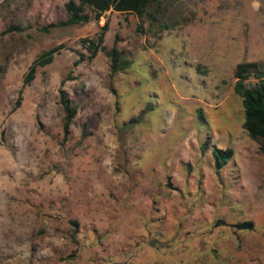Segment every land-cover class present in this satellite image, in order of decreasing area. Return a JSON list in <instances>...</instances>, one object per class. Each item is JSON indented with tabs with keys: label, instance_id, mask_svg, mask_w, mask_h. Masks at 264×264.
Returning a JSON list of instances; mask_svg holds the SVG:
<instances>
[{
	"label": "rangeland",
	"instance_id": "1",
	"mask_svg": "<svg viewBox=\"0 0 264 264\" xmlns=\"http://www.w3.org/2000/svg\"><path fill=\"white\" fill-rule=\"evenodd\" d=\"M68 2L0 0V264H264V156L234 90L239 64L264 66V0L62 26ZM106 23L132 63L116 75L83 43ZM61 89L78 107L68 139ZM214 148L234 150L219 175Z\"/></svg>",
	"mask_w": 264,
	"mask_h": 264
},
{
	"label": "trees",
	"instance_id": "2",
	"mask_svg": "<svg viewBox=\"0 0 264 264\" xmlns=\"http://www.w3.org/2000/svg\"><path fill=\"white\" fill-rule=\"evenodd\" d=\"M156 0H69L66 4V10L70 17L67 21L61 23L62 26H80L86 25L92 20L99 22L109 11L120 13H133L139 17L155 3ZM87 9L92 14L87 12ZM108 29V23L103 26V33L99 35L97 41L83 40L90 58L93 59L100 52L106 53L110 59V71L112 75L123 73L131 68L132 63L119 51L117 47L108 50L104 46V33ZM60 47H55L44 52L31 66L29 72L24 78V85L28 86L36 78V72L39 67H46L53 63L55 55L60 51ZM251 77H255L259 83L250 87L247 82ZM236 83L235 93L242 99L245 123L244 128L251 140L256 142L261 154L264 156V66L258 63H241L235 71ZM65 82H63L64 84ZM60 105L64 111V137L68 139L72 135V125L76 118L78 107L64 90H60ZM134 122V121H132ZM208 146L207 144L205 145ZM206 148L203 150L205 151ZM213 159L216 173L221 171L229 164L234 157L233 149H213ZM253 226V223L244 222L237 225L239 229H247Z\"/></svg>",
	"mask_w": 264,
	"mask_h": 264
}]
</instances>
